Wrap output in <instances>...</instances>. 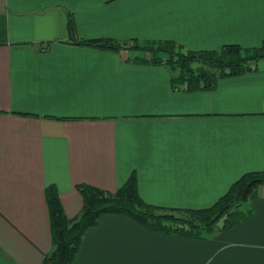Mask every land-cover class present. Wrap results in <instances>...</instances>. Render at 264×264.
<instances>
[{
  "label": "crops",
  "instance_id": "0c3cea01",
  "mask_svg": "<svg viewBox=\"0 0 264 264\" xmlns=\"http://www.w3.org/2000/svg\"><path fill=\"white\" fill-rule=\"evenodd\" d=\"M170 41L186 50L264 43V0H0V260L41 264L53 248L46 191L65 216L79 187L135 179L147 205L211 207L264 173V59L210 90L171 87L163 65L80 40ZM250 216L204 240L103 214L74 264H264V186Z\"/></svg>",
  "mask_w": 264,
  "mask_h": 264
},
{
  "label": "trees",
  "instance_id": "16d2710c",
  "mask_svg": "<svg viewBox=\"0 0 264 264\" xmlns=\"http://www.w3.org/2000/svg\"><path fill=\"white\" fill-rule=\"evenodd\" d=\"M76 45L112 52L133 50L137 55L134 61L163 65L169 74L171 87L181 91L210 90L219 78L247 72L251 65L264 59V43L252 49L225 45L218 51L200 52L186 50L170 41L139 43L136 40L116 42L100 39L80 40ZM260 186H264V173H247L236 180L211 207L171 209L144 203L138 195L135 179L131 177L114 193L91 186L79 187L83 206L74 219L65 216L58 195L48 188L46 202L53 248L41 264H74L84 234L103 214L127 216L152 233L176 235L189 240L208 239L250 216L245 203Z\"/></svg>",
  "mask_w": 264,
  "mask_h": 264
},
{
  "label": "rangeland",
  "instance_id": "374dc122",
  "mask_svg": "<svg viewBox=\"0 0 264 264\" xmlns=\"http://www.w3.org/2000/svg\"><path fill=\"white\" fill-rule=\"evenodd\" d=\"M127 46H131V45L128 44ZM124 51H130V52H132L133 54H134V52H135V51H133V50H124ZM245 204H246V203H245ZM245 204H244L243 209H245ZM0 264H7V263L1 262V260H0Z\"/></svg>",
  "mask_w": 264,
  "mask_h": 264
}]
</instances>
